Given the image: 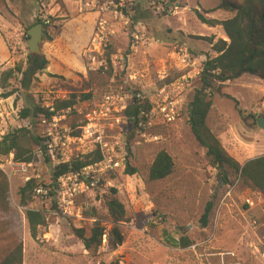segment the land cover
Segmentation results:
<instances>
[{
  "label": "rangeland",
  "instance_id": "rangeland-1",
  "mask_svg": "<svg viewBox=\"0 0 264 264\" xmlns=\"http://www.w3.org/2000/svg\"><path fill=\"white\" fill-rule=\"evenodd\" d=\"M165 1L171 9L177 6V14L156 12L146 0L126 1L124 12L133 18L138 28L126 29L128 45L110 41L117 63L116 69L112 68L111 77L109 72L105 75L87 73L82 67L81 56L75 59V63L83 69H69L67 63L56 59L64 72L70 70V77H53L49 61L48 72L37 75L29 90L21 87L19 81L22 76L19 74L9 81L7 89L0 87V141L18 129H27L35 134L41 132L37 121L23 119L21 112L37 105L38 94L49 89L55 81H64L69 84L68 89L76 87L83 95L100 96L110 89L115 78L117 85L126 80L130 89L147 93V69L141 54L128 61L125 71L120 67L126 57H132L128 46L133 30L144 34L154 33L163 39L153 49L158 59L165 57L167 46L174 45L176 41L194 53L203 54L202 61L217 56L210 44L211 38H214V43L219 40L229 42L221 26L212 30L199 20L196 13V10L201 11L208 17L206 12L223 0ZM77 4V0H0V32L10 55L8 61L0 65V81L4 72L18 65L26 68L28 31L37 20L41 21L44 17L51 20L50 28H44L47 34L40 45L41 53L46 58H53L59 49L63 50L61 45L55 43L59 32L76 33L86 28V18L92 12L80 14ZM179 11L183 13L178 14ZM233 16L217 11L212 14V19L225 21ZM198 46L202 48H196ZM227 84L215 96L216 103L209 118V126L211 129L221 126L222 130L228 125L231 127L223 143L228 150L235 149L234 143L248 157L254 156L255 149V155L264 154V130L258 127L254 119L264 117V81L245 75ZM200 86V79H194L182 94V112L175 124L149 130L147 135L152 137L150 140L135 133L130 135L129 167L136 170L135 174L126 171L120 173L111 185L106 184L98 194L82 198L78 203L81 219L70 220L50 213L49 226L47 230L41 231L45 233L40 234L38 240H33L30 235L27 210H48L51 206L33 196L30 204L24 207L20 203L19 191L32 179L47 184L50 179L47 170L49 163L40 156L39 148L33 146L36 158L27 172L9 166V156H0V184H7V192L3 190L0 195V260L22 244L23 264H264V244L260 241L264 236L263 213L261 210H252L258 221L257 226L253 225L254 218L243 204V198L249 190L241 183L239 187L236 185L232 197L220 207L222 198L234 185L220 182L218 172L207 164L205 150L197 145L191 134L186 107ZM88 90L91 91L83 92ZM10 92L15 93L9 98L3 97ZM220 110L223 111L224 122L218 121ZM161 150L173 157L176 169L167 180L151 182L150 168ZM236 179L237 176H233L230 182ZM112 190H116L115 195L124 204L130 218V221L120 224L125 236L124 244L110 251L105 242L95 252L86 251L74 230L84 229L89 236L94 222L100 221L108 234L112 225L106 201L114 195ZM210 201L214 209L208 227L203 228L200 219ZM156 215L161 217L160 222L155 223L153 217ZM182 238H189L192 244L182 248Z\"/></svg>",
  "mask_w": 264,
  "mask_h": 264
},
{
  "label": "built area",
  "instance_id": "built-area-1",
  "mask_svg": "<svg viewBox=\"0 0 264 264\" xmlns=\"http://www.w3.org/2000/svg\"><path fill=\"white\" fill-rule=\"evenodd\" d=\"M77 1L81 13L92 12L98 15L93 36L82 53L85 71L105 75L112 68L116 69L117 65L115 55L111 64L107 56L113 35L110 22H122L127 28L131 26V17L124 12L127 0ZM146 3L156 12L177 14V6L171 9L165 0H146ZM41 22L44 28H50V19L44 17ZM147 43L148 37L144 33L133 30L128 47L130 55L138 54L139 49ZM128 59L130 56L120 66L124 71L128 67ZM206 60L202 61V57L186 45L175 43L166 55L165 69L157 73L156 80L148 87L147 93L130 89L126 80L117 85L115 78L107 92L90 99H83V93L76 90V87L68 89L69 84L64 81H55L49 89L40 92L37 98L39 106L52 114L51 118L37 119L41 127V145L38 149L40 156L43 159L50 158L56 168L83 161L94 153H98L101 159L78 170L55 176L54 180L50 178L47 184L39 183L34 191V198L49 206L55 204L56 209L51 212L53 216L70 220L81 219L79 201L93 194L102 183L104 186L111 185L129 167L130 135L135 133L150 140L152 137L147 135L149 130L177 122L182 112L181 96L194 79H200ZM73 95L76 96L75 104L59 110L58 105L70 101ZM136 102H147L151 106L138 119L134 118L133 122L126 115V109ZM7 160L9 166L19 167L24 172L32 167L31 164L15 161L14 154H10ZM235 189L236 185L229 188L220 207L232 197ZM243 204L254 218L252 224L257 226L258 221L253 211L259 209L264 215V197L249 190L243 198ZM153 219L155 223L162 220L159 215ZM260 241L264 244V236Z\"/></svg>",
  "mask_w": 264,
  "mask_h": 264
},
{
  "label": "trees",
  "instance_id": "trees-1",
  "mask_svg": "<svg viewBox=\"0 0 264 264\" xmlns=\"http://www.w3.org/2000/svg\"><path fill=\"white\" fill-rule=\"evenodd\" d=\"M174 3L177 0H169ZM217 11H224L234 14L231 19L219 21L209 19L201 11H197L199 20L211 27L221 26L229 42L219 40L214 43L211 38L210 44L213 45V51L216 57L207 58L203 65L200 75V88L196 89L192 100L187 106L188 124L192 136L197 145L205 150V159L207 164L218 172L219 180L226 185L242 186L250 191L257 192L264 197V155L247 161L243 166L236 161L226 150L223 141L219 135L214 133L208 125L214 99L221 93L227 83L240 79L245 75L256 77L264 81V0H243V2L223 0L217 8L209 10L206 15ZM42 22L37 20L32 27ZM31 27V28H32ZM47 31H45V35ZM29 37V36H28ZM52 41L51 38H49ZM115 55L113 46L110 45L107 54L108 61L111 64V57ZM49 67V61L43 55H27L26 68L18 65L16 68L3 73L0 81V87L8 88L10 80L15 79L19 74L22 76L20 85L24 90H29L31 83L42 74L44 69ZM113 70L109 71L110 77ZM15 92L5 94L4 98H9ZM83 99H90L92 94L82 96ZM76 102V96L73 95L70 101L62 102L58 109L71 107ZM150 103H131L126 109V115L138 119L139 115L150 109ZM23 119L32 118L38 122V118H51L52 114L41 109L39 104L34 105L32 109H25L21 112ZM255 116H253L254 118ZM257 120V118H254ZM41 145L40 131L36 134L27 129H18L8 133L0 141V156L8 157L14 154L15 161L31 164L34 162L36 155L33 147L39 148ZM33 146V147H32ZM101 159L98 153L87 156L83 161H77L70 165L57 166L56 176L64 173L78 170ZM50 158H45L46 163H50ZM176 169L173 157L165 150L159 151L152 163L149 172L151 182L165 181L170 178ZM126 173L135 174L136 170L128 167ZM237 176L235 182H230L231 177ZM44 184V182L40 183ZM35 179H32L23 186L20 191V203L27 207L34 196L35 189L40 185ZM104 189L103 183L94 190L93 194H98ZM3 190L7 192L6 182L0 184V195ZM114 195L107 198L106 209L109 221L112 225L108 234L106 227L100 221H96L87 236L86 230H74L76 237L83 243L86 251L95 252L107 242L110 251L117 250L124 244L125 236L120 228V224L130 221L124 204L116 197V190H112ZM87 197V196H85ZM84 197V198H85ZM55 204H51L48 210H28L27 221L30 228V235L33 240H38L42 230H47L51 212L55 211ZM214 209V204L210 201L203 213L200 223L203 228H207L210 223V217ZM182 248H187L192 244L189 238H182ZM24 249L22 244L15 250L11 251L0 264H23Z\"/></svg>",
  "mask_w": 264,
  "mask_h": 264
},
{
  "label": "crops",
  "instance_id": "crops-1",
  "mask_svg": "<svg viewBox=\"0 0 264 264\" xmlns=\"http://www.w3.org/2000/svg\"><path fill=\"white\" fill-rule=\"evenodd\" d=\"M218 5L219 4H217L216 6L211 8L210 10L217 8ZM200 9L201 8L199 7V10ZM204 9H206V8H204ZM207 9H209V8H207ZM77 10L80 14H82L79 10V4H77ZM181 13H183V12L182 11L178 12V14H181ZM212 14H210L208 17L206 16V18L212 19ZM97 17H98V15L96 13H89V15L86 18V24H85L86 28H83L82 30L77 31L76 33H70L68 31L59 32V35L57 36L55 43L57 45H61L63 47V50L59 49V51L56 53L57 55L53 56V58L47 56L48 57L47 60L51 62L50 71H51V74H53V77H56V78H60V77L65 78L66 77L67 78V77H70V74H71L70 70H67L66 72H64V69L59 64L56 63V59H61L63 62L67 63L69 65V69H71L73 67H75L76 69H83L84 68L83 61L81 62L83 68H81L80 64L75 63V61H76L75 59H78V58L80 59L84 49L87 48V46L89 45L90 40H91L93 33H94V30H95ZM0 18H1V16H0ZM215 20H217V19H215ZM137 21L140 22L139 24H143V23H141L142 21H140V20H137ZM110 24H111L112 32H113V35L111 37V42L115 41V43L117 42V44H118V42H121L123 45H125V44L128 45L129 39L127 36V30H126L127 27H125L122 22L116 23L114 21H111ZM129 28H131V29L132 28L133 29L138 28V26H135L133 18H131V26ZM209 28H211V27H209ZM212 30H213V28H212ZM145 35L148 37V43L146 46H143L142 48L139 49V53L136 54V56H140V54H141L142 58L144 59L145 70L147 69L146 73H145L147 80H148L147 87H149L156 80L157 73H161L165 69L164 60L166 59V55L173 45L172 46L169 45L170 47L167 46V49H166L167 51L165 53V57L158 59L154 55L155 51L153 49H154L155 44H157L158 41L162 42L161 40H163V39L154 33H146ZM174 35H173V37H174ZM85 39H86V41H85ZM176 43H178V42L176 41ZM179 44H181V43H179ZM196 48H202V47L198 46ZM196 54L200 57L203 56V54H198V53H196ZM9 56L10 55H9L8 46L6 44L5 38L3 37L2 33L0 32V65H2L4 62L8 61ZM136 56L130 57V59H128V61L130 62ZM81 60H82V58H81ZM73 65H75V66H73ZM169 67H171V64H169ZM227 86H228V84L225 87H227ZM192 98H193V96H192ZM192 98L189 100V102L192 100ZM189 102H188V104H189ZM181 103L183 105V97L181 98ZM215 103H216V100L214 99V105H213L212 111L214 110ZM188 104H187V106H188ZM186 110H187V107H186ZM253 113L256 114L255 111H253ZM217 118H218V121H221V120L223 122L225 121V118L223 116V111L220 110ZM220 124H223V123L221 122ZM208 125H209V120H208ZM220 128H221V126L217 127L216 129H212V131L214 133H216L217 135H219L220 139L224 143L225 142L224 136L229 135L228 130H231V127L228 125V127L224 128L223 130H222V128L221 129ZM232 145H233V148H235V149L228 150L226 147L225 148L229 152V154L236 161H238L241 164V166H243L247 161H249L251 159H254V158H257L261 155H264V154H260V153L255 155V150H256L255 149L254 153H253L254 156L248 157V155L242 154V151H241L242 148L240 150H238L237 145H235L234 143ZM252 147H254V146H252ZM256 210H259V209H256Z\"/></svg>",
  "mask_w": 264,
  "mask_h": 264
},
{
  "label": "water",
  "instance_id": "water-1",
  "mask_svg": "<svg viewBox=\"0 0 264 264\" xmlns=\"http://www.w3.org/2000/svg\"><path fill=\"white\" fill-rule=\"evenodd\" d=\"M28 42H27V46H28V50H29V54L32 56H41V43L43 42V38L45 36V31H44V27L43 24L39 23L36 26L32 27L29 31H28ZM44 72H48V68L44 69ZM257 125L261 130H264V117H258L257 118ZM47 170L49 173V177L54 180L55 176H56V166L54 163H49L47 164Z\"/></svg>",
  "mask_w": 264,
  "mask_h": 264
}]
</instances>
